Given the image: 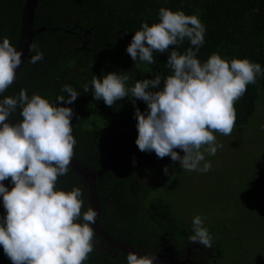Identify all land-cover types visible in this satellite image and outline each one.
<instances>
[{
  "label": "clouds",
  "instance_id": "obj_1",
  "mask_svg": "<svg viewBox=\"0 0 264 264\" xmlns=\"http://www.w3.org/2000/svg\"><path fill=\"white\" fill-rule=\"evenodd\" d=\"M158 16L156 23L141 24L126 51L135 64H153L154 52L164 53L170 45L178 46L187 38L192 47L184 54L170 50L166 67L172 74L163 78L156 74L136 81L131 88L126 87L127 75H94L93 99L111 107L130 93L145 102V111L138 107L134 111L138 149L155 152L158 158L170 156L179 161L182 170L208 172L212 165L206 154L214 156L223 147L213 133L231 135L236 121L234 105L249 84H255L258 76L264 77V68L247 58L229 61L216 53L201 62L197 53L206 29L199 17L165 7L159 9ZM30 50L36 53L31 63L44 58L37 45H30ZM21 63L22 51L3 38L0 95L14 83ZM88 90L86 84L84 91ZM62 91L67 96L58 95L54 103L37 93L29 97L26 89L0 100V201L5 209L0 216V246L12 264H84L94 250L96 210L89 207L82 213L80 187L70 191L56 187L58 177L69 170L76 145L73 109L60 104H72L79 94L70 85H64ZM17 108L22 119L13 123L9 117ZM168 171L165 166L164 174ZM9 178L10 190L3 183ZM188 239L212 248L213 237L199 215L193 218ZM126 264L160 262L155 254L129 251Z\"/></svg>",
  "mask_w": 264,
  "mask_h": 264
},
{
  "label": "trees",
  "instance_id": "obj_2",
  "mask_svg": "<svg viewBox=\"0 0 264 264\" xmlns=\"http://www.w3.org/2000/svg\"><path fill=\"white\" fill-rule=\"evenodd\" d=\"M26 4L27 0H0V41L7 37L18 47ZM161 7L199 17L206 29L204 43L197 53L201 62L216 53L229 61L247 58L264 68V0H39L35 27L49 29L37 34L33 44L43 52L44 58L33 64L30 58L36 53L30 51L23 69L0 95V100L17 96L21 89H26L29 97L37 93L54 103L58 95L67 96L62 89L70 85L79 96L72 104L61 103L60 106L73 109L74 155L83 164L98 168L112 157L122 160L128 155H133L132 159L145 157L150 152L140 151L135 143L138 132L134 111L136 107L145 111L146 103L132 98L129 93L109 107L102 100L93 99L91 80L94 75L103 77L117 72L128 76L126 87L131 88L136 81L152 79L156 74L162 78L172 74L166 67L170 50L184 54L192 47L187 38L178 46L170 45L164 53L154 52L153 64H135L126 51L142 23L158 22ZM86 84L87 92L84 91ZM160 87H163V79ZM262 92L264 77L258 76L257 82L249 84L234 105L235 127L249 124ZM20 111L17 108L9 120L22 119ZM121 168L126 172L112 182L117 195L115 204L107 207L102 202L100 224L101 221L102 224L105 221L113 223L119 232L127 234L128 241L142 245L144 251L162 235L177 245L188 239L192 225L179 219L172 204L163 198L149 200L158 186L140 179V167ZM8 181L10 190L13 185L10 178ZM56 187L65 191L80 187L84 201L82 213L92 207L88 183L72 167L69 166L66 175L58 177ZM101 193L109 194L108 191ZM4 214L0 201V216ZM96 239L93 237L94 250L84 264H124L113 252L99 249ZM211 250L210 253L200 252L197 258L210 264L215 255ZM0 264H12L2 246Z\"/></svg>",
  "mask_w": 264,
  "mask_h": 264
},
{
  "label": "rangeland",
  "instance_id": "obj_3",
  "mask_svg": "<svg viewBox=\"0 0 264 264\" xmlns=\"http://www.w3.org/2000/svg\"><path fill=\"white\" fill-rule=\"evenodd\" d=\"M218 144L208 172L182 170L149 195L172 202L192 225L199 215L212 235L210 264H264V93L249 124L231 135L213 133Z\"/></svg>",
  "mask_w": 264,
  "mask_h": 264
},
{
  "label": "flooded vegetation",
  "instance_id": "obj_4",
  "mask_svg": "<svg viewBox=\"0 0 264 264\" xmlns=\"http://www.w3.org/2000/svg\"><path fill=\"white\" fill-rule=\"evenodd\" d=\"M175 151H177L179 154L183 153L181 149H175ZM132 157L133 155H128L125 160L116 159L112 157L110 160L106 161L101 167H98V168H95L90 165H87V166H90L96 170H100L103 167H105L107 164L114 163V162L131 164L133 163ZM135 163L138 164L139 166L137 165H131V166L114 165L112 168L108 170L107 173L97 178V186H99L102 189L101 191H108L109 193L108 195L107 194L104 195L101 193L100 189L98 188V195L101 200V205H102V202H104V206H107V207L113 206L115 204L117 195L114 194L115 190H114V185H112L113 184L112 182H113V179L116 180V177L119 178L121 175H123L126 172L121 167H128V168L140 167L139 176H140V179L144 183H150V184H155L157 186H160L163 182H167L170 179H172V177L174 176V173L176 172V168L178 167L177 164L179 163V161H175V162L172 161L170 156H165L164 158H158L155 152H150L146 154L145 157H142L141 159H135ZM165 166H167L169 169L167 175L164 174L163 172V168ZM117 167H120V168H117ZM109 195L111 196L113 195V196L111 197ZM165 200L169 202L167 199ZM89 201L91 202L90 198H89ZM100 225L115 240L121 243H124V244H128L129 246L133 248L134 251H137L139 254L141 255L155 254L156 260L159 261L160 264L161 263H165V264H204L206 260H201L197 258L199 256V253L200 252L210 253L212 251L211 249H213V248H204L199 243H190V241L187 238H185V240H181L178 246L177 244L172 242L170 239H168V236L162 235L155 241V243L152 244L150 249H145L144 251V247L142 245H133L132 241H128L127 234H122L121 232H119L117 228L114 227L115 225H113V223L109 224V222L105 221L102 224V221H101ZM96 237H97L96 240H97V245L99 249L104 248L107 252H111V253L113 252L115 256H117L124 264H126V256L128 254L127 251H124L121 248H117L109 244L103 237H101L94 230V238Z\"/></svg>",
  "mask_w": 264,
  "mask_h": 264
},
{
  "label": "water",
  "instance_id": "obj_5",
  "mask_svg": "<svg viewBox=\"0 0 264 264\" xmlns=\"http://www.w3.org/2000/svg\"><path fill=\"white\" fill-rule=\"evenodd\" d=\"M39 0H27V4L24 8V14L22 17V27H21V36L20 41L18 44L17 49L22 51V63L20 67L17 69V76L21 72V70L24 67V64L26 60L30 57V45L33 44V40L37 34H40L42 31L49 29L47 27H35V16L36 11L38 8ZM11 122L15 123L16 121ZM114 165L119 166H131V165H137L138 164H124V163H110L107 164L105 167H103L100 170H96L90 166H87L83 164L75 155L73 156V159L70 163V167H72L76 172H78L89 184L90 188V199H91V205L92 208H94L97 212L96 217V223L92 225L93 229L101 236L103 237L109 244L113 245L114 247L121 248L124 251H134L131 246L128 244L121 243L117 240H115L101 225H100V216L102 213V205L101 200L98 195V186H97V178L99 176L104 175L108 172L110 168H112ZM8 184L9 181L5 180Z\"/></svg>",
  "mask_w": 264,
  "mask_h": 264
},
{
  "label": "built area",
  "instance_id": "obj_6",
  "mask_svg": "<svg viewBox=\"0 0 264 264\" xmlns=\"http://www.w3.org/2000/svg\"><path fill=\"white\" fill-rule=\"evenodd\" d=\"M3 183L9 188V185L7 183H5V182H3Z\"/></svg>",
  "mask_w": 264,
  "mask_h": 264
}]
</instances>
